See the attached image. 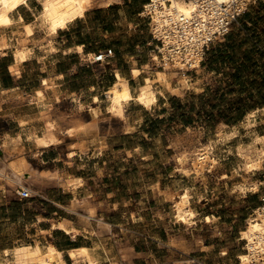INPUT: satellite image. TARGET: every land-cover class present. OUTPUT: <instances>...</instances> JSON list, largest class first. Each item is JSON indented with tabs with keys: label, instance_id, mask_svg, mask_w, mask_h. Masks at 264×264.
Returning <instances> with one entry per match:
<instances>
[{
	"label": "crops",
	"instance_id": "1",
	"mask_svg": "<svg viewBox=\"0 0 264 264\" xmlns=\"http://www.w3.org/2000/svg\"><path fill=\"white\" fill-rule=\"evenodd\" d=\"M39 5V0H29L23 5L25 12L13 16L22 15L14 22L21 34L6 35V45L0 34V170L5 167L0 172V264L7 263V254L21 245L55 248L60 255L52 264H89L78 253L74 260L72 252L80 249H87L98 264H212L210 254L216 250L215 243L196 235L191 225L196 211L192 206L195 186L190 181L197 179L191 162L176 160L172 175L157 176L152 181L142 177L136 181L142 185L137 189L129 169L135 155L139 154L142 162L149 161L141 154L143 146L111 141L112 137L138 132L139 123L128 110L133 103L142 104L139 90L134 94L133 83L140 76L144 79L146 64L139 65L140 56L136 55L126 61L128 68L107 61L104 73H95L100 64L81 60L82 51L89 52L90 32L81 34L78 43L64 46L68 38L59 31L65 29L46 32L37 16ZM141 10L135 13L140 15ZM82 18L85 15L77 19ZM26 24L32 31L29 36L24 32ZM23 48L26 57L20 60L17 52ZM92 72V85L79 81ZM118 73L128 82L131 98L113 108L108 91L118 81ZM166 76L165 81L155 83L156 101L151 107L145 106L147 110L152 111L165 94L184 92L188 81L169 70ZM225 126L229 132L214 146L239 150L241 142L237 139L242 127ZM259 126L256 123L250 129ZM262 143L264 134L258 133L255 144ZM20 162L27 165L25 178L19 182L11 164ZM246 163L234 173L229 161L218 158L210 173H220V184L239 179L234 182V194L261 198L264 173L260 168L245 171ZM187 168L189 173L184 171ZM21 188L28 189L30 197H20ZM185 192L188 207L194 211L192 221L178 219L181 227L176 219L165 224L164 205L174 203L176 208ZM175 214L177 217L176 209Z\"/></svg>",
	"mask_w": 264,
	"mask_h": 264
},
{
	"label": "rangeland",
	"instance_id": "2",
	"mask_svg": "<svg viewBox=\"0 0 264 264\" xmlns=\"http://www.w3.org/2000/svg\"><path fill=\"white\" fill-rule=\"evenodd\" d=\"M30 1L34 2V0ZM259 1L264 0H251L247 11ZM91 5L88 11L106 9L110 5L121 7V9L118 8V12L121 14L108 15L106 13L107 18L117 23L116 26L114 24L111 29L104 31L101 23L94 22L92 20L93 15L86 12L85 18L77 19L68 26L69 31L67 29L59 31V35L68 38L64 46L78 43L83 37L81 34L88 35L87 32L89 31L92 35L91 38L89 37L91 45L95 44L98 48H92L90 45L88 47L89 52H84L79 48L82 51V57L87 53H97L100 50L113 48L114 56L107 61L115 66L123 64L124 67L128 68L129 64L126 61L131 56L139 55L138 64H146L144 69L147 71L164 68L166 62L162 61V56L156 50L158 43L152 41L150 21L131 10L126 4V0H91ZM25 10V6H21L13 12V16H17ZM40 10L41 5L37 9V16ZM243 15L234 23L227 35L220 37L211 45L210 51H216L218 44L226 41L232 32H235L240 39L250 37L247 30L243 29ZM41 22L42 27L46 26L44 30L49 31L47 25L44 22L41 24ZM261 25L264 26L262 23ZM29 26L30 24L24 25V32L27 36L32 33L28 29ZM79 30L80 32H77ZM2 33L10 37L21 34L16 24H12L6 30L0 29V34ZM239 33L243 34L240 35ZM261 34L262 36L257 43L260 45L258 48L264 54L262 50L264 49V33ZM92 40H95V43ZM247 46L249 47L250 44L248 43ZM156 56L158 58H155ZM253 57L257 59L256 69L262 73L257 75L260 80L264 74V58L261 59L258 52ZM106 62L95 63L100 64L99 66L96 65L95 73H104L105 69L108 68ZM169 71L175 73L183 81L184 79L188 81V83L185 82L184 92L180 95L165 94L166 98H159V102L152 111L147 110L142 104H131L128 112L132 115L133 120L138 121V132L127 136H115L112 137L111 141L116 145L143 146L144 149L141 154L146 156L149 161L144 162L143 160L142 162L140 155H135L131 159L129 169L132 185L137 189H140L142 185L136 181L142 177L147 176L149 181L161 175L169 177L174 172L172 167L174 161L187 159L193 165L194 159L202 148L204 150L211 148V156L215 160L211 163L209 161L208 165H205L206 167L204 166L200 171L195 172L197 179L191 178L190 181L192 186H195L192 206L196 211L195 219L191 225H193L196 235L215 243L216 250L210 254L212 264H224L225 261L228 264H241L238 255L246 252L245 240L241 232L247 226L248 217L255 213L254 209L264 205V195L261 198L251 199L250 196L245 198L244 193L241 192L234 194L232 191L234 182L239 181V179L220 184L217 179L220 173L217 171L210 173V169H213L217 159L220 158L229 161L231 170L235 173V169H238L244 162L255 158L258 149L264 147L263 143L255 144L258 133L264 134V86L262 92L259 93L258 89L252 86L239 87L234 85L230 75L234 72V67L223 66L221 62H216L214 57L209 56V53H207L205 61L196 68L171 67ZM95 73H85L79 81L81 83L87 81L89 85H92ZM142 82L143 77L140 76L133 83L134 94H137L136 91L139 90V84ZM231 83H233L232 86L229 85ZM156 89L160 90L157 86ZM86 90H89V87ZM240 97L247 101L245 107L250 110L243 117H239L236 106L230 104ZM119 111L116 112L118 115H120ZM228 120L230 121L227 122ZM256 123H259L260 126L250 129L251 125ZM225 125L242 127L241 136L237 139V142H241L239 150L226 147L221 149L214 146L220 139H224L226 132H229L230 128ZM253 151H255L254 154ZM260 169L264 173V163ZM188 170L187 168V171H184L189 173ZM245 171H247L246 166ZM263 193L261 192V194ZM256 204L257 206L254 207ZM175 209L174 203L164 205L162 214L167 217L163 220L165 224L168 225L171 221L178 220ZM208 216L210 219H207ZM181 225L182 222L179 221L177 226L181 227ZM182 228L185 229L186 227L182 226ZM24 242L26 241H22V243ZM224 250L227 251L225 255L223 254ZM5 264H11V261Z\"/></svg>",
	"mask_w": 264,
	"mask_h": 264
},
{
	"label": "bare ground",
	"instance_id": "3",
	"mask_svg": "<svg viewBox=\"0 0 264 264\" xmlns=\"http://www.w3.org/2000/svg\"><path fill=\"white\" fill-rule=\"evenodd\" d=\"M28 1L29 0H0V29L6 30V28L14 24L16 19L20 21L22 15L16 17L15 19L13 17V12L25 5ZM39 1L41 3V10L39 11L40 16L39 14L38 16L41 18V24L44 22L51 33H57L60 29H66L70 22H73L79 17H83L91 5V0ZM166 1L167 0H152L153 4L156 5L157 8L155 20L160 21L161 17L163 16H167L173 20L191 18L193 15H195L198 9L196 0H170V4H167ZM149 2H151V0ZM2 34L3 35L1 36V39H3V45H6L7 34ZM80 48L82 49V47ZM17 55L20 60L24 59L26 57L25 49L23 48L18 50ZM155 58L158 57L156 56ZM166 60L167 61L166 64H164L163 69L148 71L143 79V82L139 85L138 99L146 107H151L153 103H155L156 91L154 89V85L159 80L165 81L167 79L166 71H168L171 67L180 68L181 66H184V64L178 59H175L172 64L167 58ZM198 66L200 65L197 62L196 67ZM117 78L118 81L108 91V96L112 101L113 108L119 107L123 102H126L131 98L130 88L126 79L122 78L119 73ZM43 142L45 143V141ZM202 149L198 152L196 159H194L195 161H193V170L195 172L200 171L209 161L211 163L214 160L213 156H211V148H207L205 150ZM258 150L259 151H257L258 153L256 157L247 161V171L256 170L262 166V163H264V147L261 149L259 148ZM254 152L255 151H253V154ZM26 165L27 164L25 162L11 164L12 170L16 174L15 181L20 182L22 181L23 177L25 178L23 175V169L26 167ZM4 170L5 167H3L0 172H3ZM254 189L256 188L253 187V190ZM188 202L189 196L187 192L181 194L180 199L176 202L177 218L185 222H191L194 215V211L188 207ZM254 211L255 213H253L247 219L246 228L241 232L242 237L245 240L246 250L245 253H240L238 255L241 264H252L253 261L264 257V205L255 208ZM77 253L80 259L86 260L89 264H98L97 260L88 253L87 249H80L78 251L72 252V256L75 258L74 260H77L78 258ZM59 255L60 253L57 252L53 247L43 250L39 245L35 247L32 245H21L16 247L12 254L8 253L7 257L9 260H11V264H52L53 260ZM58 259H60V257Z\"/></svg>",
	"mask_w": 264,
	"mask_h": 264
},
{
	"label": "built area",
	"instance_id": "4",
	"mask_svg": "<svg viewBox=\"0 0 264 264\" xmlns=\"http://www.w3.org/2000/svg\"><path fill=\"white\" fill-rule=\"evenodd\" d=\"M149 1L144 4L140 16L150 21L152 41L158 43L156 50L162 61L178 59L190 69L196 68L197 62L201 65L205 61L211 45L231 31L251 4V0H196L198 9L191 18L173 20L163 16L158 21L155 20L156 5ZM170 2L166 1L167 4ZM113 56V48H108L87 53L81 60L90 65L106 62ZM18 194L22 198L30 197L28 189L21 188ZM252 264H264V257Z\"/></svg>",
	"mask_w": 264,
	"mask_h": 264
},
{
	"label": "trees",
	"instance_id": "5",
	"mask_svg": "<svg viewBox=\"0 0 264 264\" xmlns=\"http://www.w3.org/2000/svg\"><path fill=\"white\" fill-rule=\"evenodd\" d=\"M141 4L138 5V3ZM148 0H126L127 6L131 8L134 12H139L142 6L147 3ZM118 5H110L106 9H94L92 11H87L88 14H92L94 22H100L103 30L107 31L111 29L113 25V20L107 18L106 13L118 14ZM244 21V28L251 37H244L242 39L238 38L235 32L228 35L226 41L221 42L217 46V50H209V56L214 57L216 62H221L223 66L230 65L234 67V72L230 73L234 85L239 87L252 86L257 88L259 93L262 92L264 86V74L259 80V74L261 71L256 69L257 59L254 58L255 53L260 54V58H264V54L258 48L257 41L261 38L264 33V1H259L256 5L252 6L242 17ZM248 21V22H247ZM80 31V30H79ZM243 32V31H239ZM80 34V33H79ZM240 34V33H239ZM241 33L240 35H242ZM90 38L92 35H88ZM95 43V40H93ZM250 44L248 47L247 44ZM92 48H98L95 44L91 45ZM233 83L229 84L232 86ZM232 106H236L238 110L239 117H243L250 110L245 107L247 101L244 98H238V100L230 102ZM225 115V114H224ZM228 120L227 122H229Z\"/></svg>",
	"mask_w": 264,
	"mask_h": 264
},
{
	"label": "snow or ice",
	"instance_id": "6",
	"mask_svg": "<svg viewBox=\"0 0 264 264\" xmlns=\"http://www.w3.org/2000/svg\"><path fill=\"white\" fill-rule=\"evenodd\" d=\"M5 22H7V21H5Z\"/></svg>",
	"mask_w": 264,
	"mask_h": 264
}]
</instances>
